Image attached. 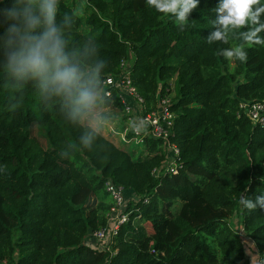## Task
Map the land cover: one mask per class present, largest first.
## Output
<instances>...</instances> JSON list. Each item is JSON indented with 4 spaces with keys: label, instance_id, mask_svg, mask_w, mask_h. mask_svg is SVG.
<instances>
[{
    "label": "trees",
    "instance_id": "16d2710c",
    "mask_svg": "<svg viewBox=\"0 0 264 264\" xmlns=\"http://www.w3.org/2000/svg\"><path fill=\"white\" fill-rule=\"evenodd\" d=\"M13 3L0 0V22ZM218 3L200 0L181 32L146 0H60L58 20L75 13L71 43L92 36L107 61L103 79L128 58L147 107L173 92L175 173L153 174L165 141L152 137L139 153L103 135L91 150L62 156L81 129L31 84L17 92L0 70V264H251L243 234L264 259V209L240 203L264 195V124L240 107L264 100V46L245 45L242 63L221 55L243 43L238 34L207 43ZM108 178L138 199L128 198L127 220L99 249L85 237L107 226Z\"/></svg>",
    "mask_w": 264,
    "mask_h": 264
},
{
    "label": "clouds",
    "instance_id": "9594fccd",
    "mask_svg": "<svg viewBox=\"0 0 264 264\" xmlns=\"http://www.w3.org/2000/svg\"><path fill=\"white\" fill-rule=\"evenodd\" d=\"M199 3L200 0H146L149 8L174 17L181 32ZM59 5L60 0H14L12 7L3 10L0 24L8 26L0 35V70L17 92L22 93L31 84L46 105H57L64 118L81 129L79 143L68 141L61 153L68 157L81 147L91 150L103 136L110 123L105 109L112 103V96L102 78L107 61L100 58L97 43L92 36L82 44L71 43L69 34L75 13L58 20ZM213 11L215 30L207 36V43L228 44L230 36L237 34L243 41L221 50L226 60L243 63L247 60L245 45L264 46V37L260 36L264 32L261 0H219ZM147 125L145 119L137 118L130 126L140 134ZM240 203L250 212L264 209V195H257L255 200L242 196ZM257 256L252 255L251 264H258Z\"/></svg>",
    "mask_w": 264,
    "mask_h": 264
},
{
    "label": "built area",
    "instance_id": "2783aa9c",
    "mask_svg": "<svg viewBox=\"0 0 264 264\" xmlns=\"http://www.w3.org/2000/svg\"><path fill=\"white\" fill-rule=\"evenodd\" d=\"M131 61L125 58L121 62V69L118 73L104 77L106 91L115 92L118 101L122 105L121 114L124 119L122 130L119 133L123 143H129L131 139L143 144L146 137L162 139L165 141V159L156 168L153 174L158 176L162 173H175L177 170V156L179 148L170 141L171 128L173 123L174 111L170 108L173 92L158 95L154 106L147 107L143 97L132 83ZM173 89V86L170 90ZM169 90V89H168ZM240 107L244 108L249 118L258 124H264V100L254 102H241ZM137 118H143L148 122L147 130L136 134L131 129V122ZM111 133H116L109 130ZM105 189L113 200V206L108 214L107 226L100 227L89 233L99 249L108 248L111 237L118 226L127 220L128 214L125 211L128 198L138 199L132 192L126 194L121 185L115 184L110 178L105 181ZM243 234L242 228L239 231ZM244 235V234H243ZM242 238L245 240V236ZM247 247V246H246Z\"/></svg>",
    "mask_w": 264,
    "mask_h": 264
},
{
    "label": "crops",
    "instance_id": "0c3cea01",
    "mask_svg": "<svg viewBox=\"0 0 264 264\" xmlns=\"http://www.w3.org/2000/svg\"><path fill=\"white\" fill-rule=\"evenodd\" d=\"M105 111H106L108 116H114L115 117V118L109 117L110 118V122L112 120H114V119H120V120H122L124 122V119L122 117L121 111L119 110L118 107H115L114 105L110 104L109 106L106 107ZM109 130H112V131H114L116 133H111V132H109ZM121 130H122V127H121L120 130H117L111 125V123H109V125L105 128L103 135L108 137L109 139H111L117 145L123 144L122 141L119 139L120 138L119 133H120ZM247 239H248L249 244H250V240L252 241V239L248 238V237H247ZM85 241L90 243V244L94 243V240H93V238H92V236L90 234H88L85 237ZM246 254H247L246 257L248 258V260L251 263L252 255L255 256L256 254H258V252L256 250V246L253 243H251L249 248L246 247ZM257 260H258V264H264V259L259 254L257 256Z\"/></svg>",
    "mask_w": 264,
    "mask_h": 264
},
{
    "label": "rangeland",
    "instance_id": "374dc122",
    "mask_svg": "<svg viewBox=\"0 0 264 264\" xmlns=\"http://www.w3.org/2000/svg\"><path fill=\"white\" fill-rule=\"evenodd\" d=\"M109 117L115 118L114 116H109ZM110 123L115 129L120 130L124 122L120 119H114ZM126 145H127V150L132 151L134 149L136 153H139V151L143 148L141 142H135L133 139H131L129 143H127ZM245 240H246V246L247 248H249V246L251 245V243H253V241L249 239L250 240V244H249L247 237H245Z\"/></svg>",
    "mask_w": 264,
    "mask_h": 264
}]
</instances>
